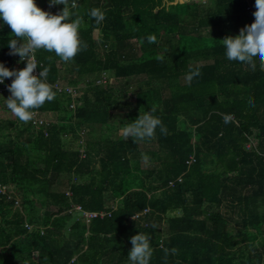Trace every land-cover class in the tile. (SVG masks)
<instances>
[{"label":"trees","instance_id":"1","mask_svg":"<svg viewBox=\"0 0 264 264\" xmlns=\"http://www.w3.org/2000/svg\"><path fill=\"white\" fill-rule=\"evenodd\" d=\"M75 1L70 19L87 47L69 61L36 56L51 86L71 66L77 111L52 87L54 98L32 111L55 113V123L0 117V184L12 196L0 193V264H129L138 231L149 236V264H264V70L234 65L219 40L252 26L257 0H213L204 14L189 0ZM35 3L52 14L64 7ZM93 7L104 12L99 24ZM13 38L0 24V61L20 69L7 54ZM126 97L125 125L153 107L166 132L157 126L135 143L106 133ZM0 110L9 111L2 98Z\"/></svg>","mask_w":264,"mask_h":264},{"label":"clouds","instance_id":"2","mask_svg":"<svg viewBox=\"0 0 264 264\" xmlns=\"http://www.w3.org/2000/svg\"><path fill=\"white\" fill-rule=\"evenodd\" d=\"M48 3L50 6L63 4L64 7L58 14L54 12L52 14L38 7L35 0H0V24H7L15 37L7 42L9 49L7 54L18 55L20 61L26 60L25 66L20 69H10L0 61V84H4L10 93L6 99L2 95L0 98L4 100L5 107L23 122L31 120L32 116L33 120L35 118L47 120L45 115L48 114L42 115L37 110L35 112L32 110L42 106L46 100L51 101L55 96L52 86L47 82L48 67H43L40 62L41 68L38 66L34 56L36 50L43 49L54 53L62 61H69L78 51L87 47L79 38L80 19H70L75 14L69 8H75L77 1L72 0L69 4V0H48ZM174 3H177L176 0ZM252 12L253 23L250 28L238 35L219 39L225 57L234 65L242 66L249 72L254 71L256 67L264 70V0H257ZM88 15L96 24L104 19V12L95 7L89 10ZM155 40L154 35L147 37L148 43ZM36 68L40 69L38 75L33 74ZM197 75L199 69H192L185 79L191 82ZM5 78H12L11 82L5 83ZM251 105L252 102L249 101V106ZM154 111L155 109L150 107L143 114L139 112L134 120L119 129V134L126 139L131 136L135 143L138 140L152 138L157 126H160L162 133L166 132L159 118L152 114ZM48 116H55V113ZM223 123L227 125L228 121L225 120ZM136 216L133 219L137 220ZM129 240L131 243L127 254L129 264H149L152 254L149 236L138 231L129 237Z\"/></svg>","mask_w":264,"mask_h":264},{"label":"rangeland","instance_id":"3","mask_svg":"<svg viewBox=\"0 0 264 264\" xmlns=\"http://www.w3.org/2000/svg\"><path fill=\"white\" fill-rule=\"evenodd\" d=\"M175 1V0H174ZM213 0H189L188 2V4H190L191 6H197L198 4L200 5V10H199V12H200V14H204V13H206L207 11H208V9L211 7V2H212ZM176 2H183V0H176ZM206 6H209V8L207 9V7ZM205 30L203 29V32H202V34L204 35V34H207L208 32L206 31V32H204ZM135 48L136 49H138V45H135ZM138 53H139V50H138ZM200 63V62H199ZM71 66L69 65V64H66V65H63V66H61V71H62V73L67 77V79H60V83L61 84H64L65 85V87L68 85L69 87H70V83H69V78H70V76H71V74L70 73H68V72H70V71H68L69 70V68H70ZM77 68V67H76ZM72 72V71H71ZM74 72H76L75 70H74ZM77 73V72H76ZM76 73H73L72 74V78L74 77V76H76ZM80 80H82V79H80ZM133 82V81H132ZM83 83H85V82H83ZM86 84H87V82H86ZM81 86H79V87H77L78 88V90L79 91H81L82 89L80 88ZM131 91H133V90H131ZM78 94H79V92H78ZM77 94V95H78ZM71 97V100H72V96H70ZM126 101H130V97H126L125 98V101H123L122 103H121V106L118 108V109H116V110H114V111H112V115L114 116V118L112 119L113 120V122H114V128H116L115 130H113L112 132L109 130V131H107L106 133H108V134H110V136H114V137H119V136H121L120 134H119V129L121 128V127H123V126H125V124L123 123V121H124V117L126 116V114H127V112L129 111V108L124 104V102H126ZM134 108V106H132V108L131 109H133ZM72 111L73 112H75V111H77V107L75 108V109H72ZM0 117L1 118H3V119H6V120H15L16 118V116L14 115V114H12V113H10V111H7V110H0ZM45 117L47 118V120L48 121H51V122H54V121H56L57 119H56V117L58 118V115L57 116H48V115H45ZM18 124H20V123H22L20 120H17L16 121ZM100 129L99 128H94L93 129V132H91V135L94 137V138H99V136H100ZM87 133H88V131L86 132V135H87ZM86 135L84 136L83 134H82V136H83V138L81 139V141H80V145L82 144V142L84 141V140H86L87 138H86ZM67 138H69V139H71L70 138V136H66ZM257 143V141L255 140L254 141V143H252V145H254V144H256ZM248 146H250V144L248 145ZM80 148V150L81 151H83V149L81 148V147H79ZM152 148H154V147H152ZM142 166L144 167V168H146V166H147V162H145V161H143V163H142ZM76 179V177H73L72 178V180H75ZM65 181V180H64ZM65 188H67L66 187V185H65ZM64 188V189H65ZM17 198H19L20 200H22V198L17 194ZM225 206H226V203H224L223 204V206L221 207V211L222 212H226V209H225ZM28 209V208H27ZM228 209V208H227ZM230 216H232V217H234L236 220H237V218H236V215H234V214H232L231 212H230V214H229ZM232 223L234 224V227H235V229H239L241 226H239L238 224H235V222H233L232 221Z\"/></svg>","mask_w":264,"mask_h":264},{"label":"built area","instance_id":"4","mask_svg":"<svg viewBox=\"0 0 264 264\" xmlns=\"http://www.w3.org/2000/svg\"><path fill=\"white\" fill-rule=\"evenodd\" d=\"M49 8V7H48ZM48 8H43L42 10H46V11H49ZM62 10V8H58L56 9L55 11H53L55 14H58L60 11ZM34 56H35V59L38 63V66H39V61L38 59L36 58V52L34 53ZM26 64V60L25 61H22ZM39 68H36L33 70V74H36L38 75L39 73ZM11 79L12 78H5V83H10L11 82ZM52 87L59 93H63V92H67L69 95H71L73 98H72V103L70 104L69 108L71 109H75L77 107V105L79 103L76 102V96L78 94V88L75 87V86H71L70 87L67 85L65 87V85H62L61 83L57 82L55 84L52 85ZM6 94H10L8 89L5 87L4 84H0V95L4 96ZM50 123L52 122H49L47 120H43V119H40V118H35L34 121H33V124L36 128H39L41 125H49ZM181 181V179L179 180ZM170 186H173V182L170 183ZM0 193L3 194V195H8V198H12L11 196V193H10V190L4 186L3 184H0ZM18 202V201H17ZM75 209L77 211H81V208L80 207H75ZM101 216V217H105L107 215V213H89V212H85L84 213V216L86 217V219H88V221L96 216ZM138 216H136L135 218H137Z\"/></svg>","mask_w":264,"mask_h":264},{"label":"crops","instance_id":"5","mask_svg":"<svg viewBox=\"0 0 264 264\" xmlns=\"http://www.w3.org/2000/svg\"><path fill=\"white\" fill-rule=\"evenodd\" d=\"M37 58V57H36ZM38 59V58H37ZM39 62H40V64L42 63L43 65H44V63L42 62V61H40V60H38ZM40 68H41V66H39ZM57 82H59L60 83V80H58ZM62 85H64V84H62Z\"/></svg>","mask_w":264,"mask_h":264}]
</instances>
